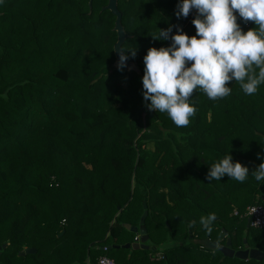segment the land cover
I'll return each instance as SVG.
<instances>
[{
	"label": "trees",
	"instance_id": "16d2710c",
	"mask_svg": "<svg viewBox=\"0 0 264 264\" xmlns=\"http://www.w3.org/2000/svg\"><path fill=\"white\" fill-rule=\"evenodd\" d=\"M106 3L0 0V264H97L102 255L118 264H264L201 242L230 239L240 249L246 239L264 253V228L244 216L264 202V182L207 180L228 153L250 172L264 159V83L246 95L233 80L215 101L197 89L196 114L177 127L146 107L143 58L170 45L152 38L158 29L196 35V10L177 18L180 0H118L122 48L136 47L128 60L137 73L113 66ZM235 14L242 31L258 27ZM145 210L150 247H123L136 235L124 224L138 226ZM209 213L211 233L199 222ZM25 247L36 251L21 255Z\"/></svg>",
	"mask_w": 264,
	"mask_h": 264
},
{
	"label": "clouds",
	"instance_id": "9594fccd",
	"mask_svg": "<svg viewBox=\"0 0 264 264\" xmlns=\"http://www.w3.org/2000/svg\"><path fill=\"white\" fill-rule=\"evenodd\" d=\"M177 9V18H187L196 10L192 21L196 35L188 36L178 25L175 33L169 25L151 35L154 40L171 39V43L147 50L142 95L149 110L167 113L177 127H187L197 112L189 103L197 89L215 101L230 94L228 85L233 80L246 95L255 94L258 85L264 83V0H180ZM235 13L258 27L242 31ZM116 51L118 70L136 56V47L119 46ZM250 174L257 183L264 182V159L250 172L246 165L233 162L228 153L209 167L207 180L220 181L227 175L242 183ZM214 220L215 214L209 213L199 222L211 233Z\"/></svg>",
	"mask_w": 264,
	"mask_h": 264
},
{
	"label": "water",
	"instance_id": "95a60500",
	"mask_svg": "<svg viewBox=\"0 0 264 264\" xmlns=\"http://www.w3.org/2000/svg\"><path fill=\"white\" fill-rule=\"evenodd\" d=\"M91 2L92 0H88V4L89 6H91ZM118 0H107L106 5L103 7V9H107L109 10L114 16H115V21H114V26L113 29L116 31L117 34V40L115 41V43L113 44V52H114V56H115V60L113 62V66L117 67V62H118V54L116 49L121 46L127 36L123 25L121 24V12L118 9V5H117ZM126 69L127 70H135L137 73H140V69L138 68V65L136 62L131 61V60H127L126 61ZM143 206L144 208H146V202H143ZM147 216V210H145L140 218L139 221V225L138 226H131L129 223H125L124 226L126 228H130V230L134 233L139 234V241H133V242H127L125 244H123L122 246L125 248H132V249H148L150 246L147 245L145 242L148 239V235L146 232V228L144 225V221L145 218ZM249 222V219H248ZM243 241L245 242L246 239H243ZM201 242L203 243V245L207 248H211V249H215L216 247L218 248V250L222 253L223 257H236L239 259H248V258H254L257 260H260L264 257V253L262 251H260L259 249L256 248H245V249H234L232 247H230L231 245V241L230 239L226 240V244L225 245H217L216 242H212L209 238H204L201 240ZM6 246V244H3V247ZM109 247H112L109 246ZM114 247H119V245H114ZM36 251L35 248L32 247H25V249L20 252V254H25V253H34Z\"/></svg>",
	"mask_w": 264,
	"mask_h": 264
},
{
	"label": "built area",
	"instance_id": "2783aa9c",
	"mask_svg": "<svg viewBox=\"0 0 264 264\" xmlns=\"http://www.w3.org/2000/svg\"><path fill=\"white\" fill-rule=\"evenodd\" d=\"M255 210V212H253ZM237 213V210L234 211ZM249 219V223L256 228H264V202L255 203L247 206V209L244 213ZM139 234L136 233L134 241H139ZM97 264H118L113 258L106 255H102L97 259Z\"/></svg>",
	"mask_w": 264,
	"mask_h": 264
},
{
	"label": "flooded vegetation",
	"instance_id": "af4514ba",
	"mask_svg": "<svg viewBox=\"0 0 264 264\" xmlns=\"http://www.w3.org/2000/svg\"><path fill=\"white\" fill-rule=\"evenodd\" d=\"M238 248H241V249L249 248V249H251V248H254V247H250V246L247 244L246 241H245V242L243 241V245H239Z\"/></svg>",
	"mask_w": 264,
	"mask_h": 264
}]
</instances>
